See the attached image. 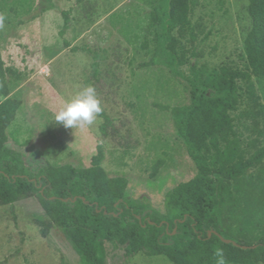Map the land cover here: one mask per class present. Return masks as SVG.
<instances>
[{"label": "rangeland", "instance_id": "1", "mask_svg": "<svg viewBox=\"0 0 264 264\" xmlns=\"http://www.w3.org/2000/svg\"><path fill=\"white\" fill-rule=\"evenodd\" d=\"M157 1H0V54L21 77L18 83L8 79L9 97L21 107L6 135L29 168L40 162L88 167L101 145V166L108 175L124 177L130 198L158 210L169 190L195 176L170 113L161 109L187 104V88L166 68L141 67L153 53L151 44L141 50L140 39ZM246 6L247 0H201L191 18L192 65L243 68V38L250 28ZM64 12L68 27L61 35ZM86 86L95 88L112 120L105 140L98 117L83 129L53 121L64 102ZM255 96V103L241 104L235 113L246 157L264 150V100L257 88ZM241 111L248 116L239 119ZM263 165L264 158L253 169ZM44 217L34 198L0 207V264H80L60 232L41 237L35 221ZM260 229L264 233V223ZM105 250V264H172L163 256H126L123 247L109 243Z\"/></svg>", "mask_w": 264, "mask_h": 264}, {"label": "trees", "instance_id": "2", "mask_svg": "<svg viewBox=\"0 0 264 264\" xmlns=\"http://www.w3.org/2000/svg\"><path fill=\"white\" fill-rule=\"evenodd\" d=\"M200 2L158 0L140 39L141 50L153 46L141 67L168 69L184 82L189 97L187 104L161 109L170 113L196 174L165 194L161 210L130 198L124 177L108 175L101 145L88 167L40 162L29 168L8 145L6 131L21 107L9 97L8 79L18 83L21 77L0 54V207L34 198L45 216L35 221L41 237L60 232L80 264H105L106 243L123 247L126 256H163L172 264H215L217 249H223L227 264L264 263V165L253 169L264 150L246 157L234 124L241 104L256 102V88L264 100V0H247L243 68L219 70L190 62L191 18ZM62 15L61 35L68 27V15ZM246 116L239 113V119ZM98 118L105 140L112 120L104 111ZM160 165V160L153 165V175Z\"/></svg>", "mask_w": 264, "mask_h": 264}, {"label": "clouds", "instance_id": "3", "mask_svg": "<svg viewBox=\"0 0 264 264\" xmlns=\"http://www.w3.org/2000/svg\"><path fill=\"white\" fill-rule=\"evenodd\" d=\"M2 26L3 18H0V27ZM102 111L101 102L95 88L86 86L70 100L64 102L53 121L64 128L83 129L92 126ZM214 256L215 264H227L223 249H217Z\"/></svg>", "mask_w": 264, "mask_h": 264}, {"label": "water", "instance_id": "4", "mask_svg": "<svg viewBox=\"0 0 264 264\" xmlns=\"http://www.w3.org/2000/svg\"><path fill=\"white\" fill-rule=\"evenodd\" d=\"M223 242H225V243H230L229 240H223ZM242 248H245V247H242Z\"/></svg>", "mask_w": 264, "mask_h": 264}]
</instances>
